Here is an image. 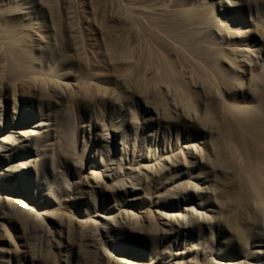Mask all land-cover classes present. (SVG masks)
<instances>
[{"label": "rangeland", "instance_id": "rangeland-1", "mask_svg": "<svg viewBox=\"0 0 264 264\" xmlns=\"http://www.w3.org/2000/svg\"><path fill=\"white\" fill-rule=\"evenodd\" d=\"M261 75L264 0H0V264H264L229 164Z\"/></svg>", "mask_w": 264, "mask_h": 264}, {"label": "bare ground", "instance_id": "bare-ground-1", "mask_svg": "<svg viewBox=\"0 0 264 264\" xmlns=\"http://www.w3.org/2000/svg\"><path fill=\"white\" fill-rule=\"evenodd\" d=\"M8 38L6 39V42L8 44L7 40L10 39L8 50L11 56L19 60H24L29 57L28 53H22V51L18 52L16 50V46L18 45L17 41L12 40L13 38ZM202 49H204V47ZM262 80H264V75H261L258 80H255L256 83H254L255 91L257 90L259 93H256L258 96L263 93ZM229 116L233 117L234 121L236 120L235 123L238 125L239 134L242 140H244L245 134L251 136L253 140L255 139V141L258 140L264 142V102H260L257 105L246 106H232L229 104ZM8 122H10L8 125L9 129L4 130L0 135V164L3 166L6 176L15 177L19 175L18 172L23 167H18L19 165L12 164V162H14L12 161V152L17 150V143L25 140L27 137L25 134L26 132L17 128V124L23 122V119H20L18 116L14 115ZM241 144H243V142ZM243 150L244 149L242 146H238L233 142H229V164L236 162L238 166L237 171L240 180V199L241 202L244 203L248 202L249 200L254 201L253 203H257L258 206L262 208L264 207V165L260 163L261 161L256 165L249 162L250 160L246 158ZM168 221L171 222L172 219L170 218ZM174 222L178 226L183 223L180 222V224L176 220ZM185 222L187 224L188 220ZM171 224L172 223L168 225Z\"/></svg>", "mask_w": 264, "mask_h": 264}]
</instances>
